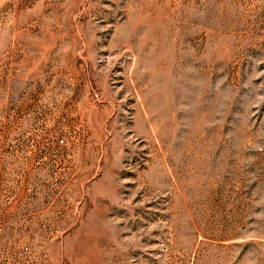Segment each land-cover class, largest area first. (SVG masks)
Listing matches in <instances>:
<instances>
[{
    "label": "rangeland",
    "instance_id": "1",
    "mask_svg": "<svg viewBox=\"0 0 264 264\" xmlns=\"http://www.w3.org/2000/svg\"><path fill=\"white\" fill-rule=\"evenodd\" d=\"M0 264H264V0H0Z\"/></svg>",
    "mask_w": 264,
    "mask_h": 264
}]
</instances>
